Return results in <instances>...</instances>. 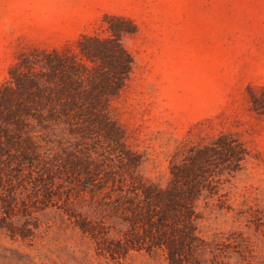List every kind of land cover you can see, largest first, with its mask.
Instances as JSON below:
<instances>
[{
    "label": "trees",
    "instance_id": "1",
    "mask_svg": "<svg viewBox=\"0 0 264 264\" xmlns=\"http://www.w3.org/2000/svg\"><path fill=\"white\" fill-rule=\"evenodd\" d=\"M104 22L106 34H84L76 49H35L9 68L0 86V229L33 243L40 214L55 208L117 261L147 251L168 264H230V243L201 234V207L235 210L229 185L251 149L232 132L190 135L171 154L165 184L146 178L112 107L134 71L125 39L138 27L117 15Z\"/></svg>",
    "mask_w": 264,
    "mask_h": 264
},
{
    "label": "rangeland",
    "instance_id": "2",
    "mask_svg": "<svg viewBox=\"0 0 264 264\" xmlns=\"http://www.w3.org/2000/svg\"><path fill=\"white\" fill-rule=\"evenodd\" d=\"M108 15L138 27L125 39L134 71L112 107L144 176L165 184L190 135L238 134L253 157L229 185L235 210L202 206L200 231L230 243V264H264V108L253 100L264 99V0H0V86L22 53L76 49L84 34H106ZM61 217L41 213L33 243L0 229V264H168L161 252L99 255Z\"/></svg>",
    "mask_w": 264,
    "mask_h": 264
}]
</instances>
